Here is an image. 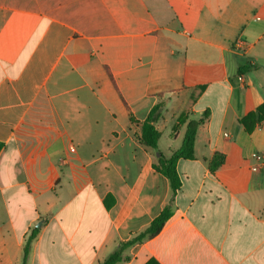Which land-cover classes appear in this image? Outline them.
<instances>
[{"label": "crops", "instance_id": "1", "mask_svg": "<svg viewBox=\"0 0 264 264\" xmlns=\"http://www.w3.org/2000/svg\"><path fill=\"white\" fill-rule=\"evenodd\" d=\"M263 106L264 0H0V264L35 229L26 264H103L171 200L118 264H264ZM191 120L173 195L153 165Z\"/></svg>", "mask_w": 264, "mask_h": 264}, {"label": "trees", "instance_id": "2", "mask_svg": "<svg viewBox=\"0 0 264 264\" xmlns=\"http://www.w3.org/2000/svg\"><path fill=\"white\" fill-rule=\"evenodd\" d=\"M242 73V69L240 70ZM201 88L195 89L193 92L189 102L187 103L183 113L181 114L178 124L176 128L180 127L181 125L186 123V116L190 109L196 103L199 95H200ZM164 109L163 103H158L149 113L147 119L142 124V128L139 134H135L139 141L144 144L146 147L150 148L153 151H158V142L160 139V132L158 131L156 124L162 117V112ZM261 113L264 112V106L259 110ZM208 116V113L205 114V117ZM133 121V120H132ZM203 124V121H194L191 120L187 124L186 133L184 136V140L182 146L175 151L170 158H165L161 155L157 162L153 165V168L156 172L163 174L167 177L170 181L171 189L173 195H175L181 188V179L177 170V165L180 160H192L194 159V148H195V140L197 135V130L199 126ZM175 128V129H176ZM5 145L0 142V152L3 150ZM224 157L221 154H216L212 164L213 168L216 169L223 164ZM172 200L169 204L164 208L162 213L150 224V226L141 234L134 237L127 243L121 244L119 249H117L113 254H111L103 264H118L122 261V254L124 250L128 247L135 245L138 242H142L145 239H151L157 236L165 227L166 223L171 219L173 215ZM107 207L112 205V200L108 198L105 202ZM39 229H35L30 237L28 238L25 248H24V261L23 264L27 263L30 248L33 240L36 238Z\"/></svg>", "mask_w": 264, "mask_h": 264}, {"label": "built area", "instance_id": "3", "mask_svg": "<svg viewBox=\"0 0 264 264\" xmlns=\"http://www.w3.org/2000/svg\"><path fill=\"white\" fill-rule=\"evenodd\" d=\"M244 46H245L244 43H239V48L242 49V48H244ZM255 157H256L257 159H260V157H258V156H256V155H255ZM256 170H257V168H253V171H256Z\"/></svg>", "mask_w": 264, "mask_h": 264}, {"label": "water", "instance_id": "4", "mask_svg": "<svg viewBox=\"0 0 264 264\" xmlns=\"http://www.w3.org/2000/svg\"><path fill=\"white\" fill-rule=\"evenodd\" d=\"M38 228H39V226H38Z\"/></svg>", "mask_w": 264, "mask_h": 264}]
</instances>
